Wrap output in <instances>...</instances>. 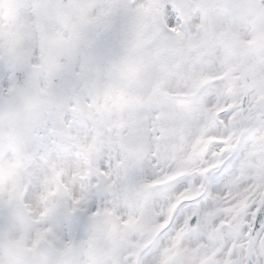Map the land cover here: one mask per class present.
Segmentation results:
<instances>
[{"label": "snow or ice", "instance_id": "obj_1", "mask_svg": "<svg viewBox=\"0 0 264 264\" xmlns=\"http://www.w3.org/2000/svg\"><path fill=\"white\" fill-rule=\"evenodd\" d=\"M0 264H264V0H0Z\"/></svg>", "mask_w": 264, "mask_h": 264}]
</instances>
